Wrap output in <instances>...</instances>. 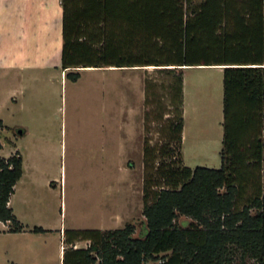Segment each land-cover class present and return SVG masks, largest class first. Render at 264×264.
<instances>
[{"label": "trees", "instance_id": "obj_1", "mask_svg": "<svg viewBox=\"0 0 264 264\" xmlns=\"http://www.w3.org/2000/svg\"><path fill=\"white\" fill-rule=\"evenodd\" d=\"M60 2L68 80L77 68L148 66L167 79L144 74L139 234L132 222L64 230L61 264H264V0ZM202 66L222 68L218 169L182 160V67ZM152 124L162 137L154 144ZM21 175L19 152L0 157V221L9 232L23 229L7 206ZM80 241L88 245L74 247Z\"/></svg>", "mask_w": 264, "mask_h": 264}, {"label": "rangeland", "instance_id": "obj_2", "mask_svg": "<svg viewBox=\"0 0 264 264\" xmlns=\"http://www.w3.org/2000/svg\"><path fill=\"white\" fill-rule=\"evenodd\" d=\"M53 65L49 67L54 73L48 75L44 70L35 76L19 105L0 110V155H9L15 143L26 165L33 167V185L18 186L13 212L23 225L42 226L52 232L12 235L3 232L8 226L0 222V264H61L57 230L63 226L100 228L110 213V229L132 222L136 225L134 235H138L143 222L141 143L122 140L119 134L123 131L113 120L118 113L113 91L120 92L117 85L119 80L124 81L120 78L124 72H82L76 82L68 80L66 88H62ZM152 70L137 71L143 80L146 72L158 83L167 82ZM182 72L183 164L218 169L223 133L222 68L191 67ZM158 93L163 95L164 91ZM142 95L144 100L143 82ZM151 126V144L160 142L157 127ZM21 129L26 132L23 136L18 133ZM125 136L131 139L130 134ZM238 264L255 262L245 259Z\"/></svg>", "mask_w": 264, "mask_h": 264}, {"label": "crops", "instance_id": "obj_3", "mask_svg": "<svg viewBox=\"0 0 264 264\" xmlns=\"http://www.w3.org/2000/svg\"><path fill=\"white\" fill-rule=\"evenodd\" d=\"M61 20L62 8L60 0H0V110H11L16 105H19L29 84H33L37 74L45 71L48 72V75L54 73V70L51 72V68L49 67L51 64H54L53 69H56L59 73L60 87L66 88L68 79L65 74L67 70H62L60 65L62 46ZM100 69L108 71L121 70L124 72L120 73V78H123L124 81L122 79L119 80L120 83L117 85L119 86L120 92L113 91L115 93L114 96H116V101L118 100L115 106L118 113L113 120L119 127V130L123 131L119 134V137L122 136V140L127 143H130L132 140V144L134 145L141 143L142 147L140 126L142 121L143 79L140 72L137 71L139 68H129L130 71H128V68L88 67L77 68L76 71L79 73L80 78L82 72H95ZM126 72L130 74L127 76L125 74ZM107 119L110 121V115H108ZM0 121L3 127L2 118H0ZM25 134L26 132L21 129L20 135L23 136ZM126 134L131 135L130 140H126ZM13 144V149L9 155H0V157L8 158L17 151L20 153L22 159V175L15 183L13 193L10 195L7 203V206L12 210V212V201L18 186L20 184L33 185L32 182L34 180L32 173L33 167H28L26 165L23 154L17 150L16 144ZM2 150L3 148L0 149V152ZM26 166L28 171L25 170ZM62 189L63 181L60 180V190ZM61 209H63V202L61 203ZM14 216L16 217L15 214ZM107 217V221H105L106 223L100 225V228H77L74 226H71L72 228H66L63 226L57 230L60 242L59 261L61 262L62 260L64 246L62 240L64 238V230H110V213ZM4 224H6L8 228L3 230V232H7L12 235L29 233L35 235H45L50 231L52 232L51 229H46L42 226L29 227L27 225H23L21 222L20 224L23 227L22 231L9 232V224ZM34 227H41L44 232H31ZM87 245V241H80L75 242L74 247L85 248Z\"/></svg>", "mask_w": 264, "mask_h": 264}, {"label": "bare ground", "instance_id": "obj_4", "mask_svg": "<svg viewBox=\"0 0 264 264\" xmlns=\"http://www.w3.org/2000/svg\"><path fill=\"white\" fill-rule=\"evenodd\" d=\"M145 68H147V69H149V68H150V69H151L152 67H151V66H148V67H145ZM111 69H112V68H111Z\"/></svg>", "mask_w": 264, "mask_h": 264}, {"label": "water", "instance_id": "obj_5", "mask_svg": "<svg viewBox=\"0 0 264 264\" xmlns=\"http://www.w3.org/2000/svg\"><path fill=\"white\" fill-rule=\"evenodd\" d=\"M182 68H186V67H182ZM18 133L21 134V130H19Z\"/></svg>", "mask_w": 264, "mask_h": 264}]
</instances>
